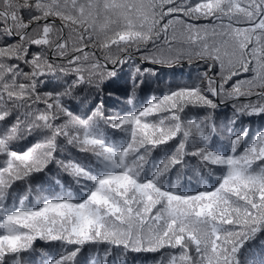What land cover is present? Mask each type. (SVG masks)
Returning <instances> with one entry per match:
<instances>
[{"label": "snow or ice", "instance_id": "6c2138e0", "mask_svg": "<svg viewBox=\"0 0 264 264\" xmlns=\"http://www.w3.org/2000/svg\"><path fill=\"white\" fill-rule=\"evenodd\" d=\"M177 26L186 48L174 47ZM141 50L150 64L204 67L138 99L152 69L136 66L126 106L108 112L105 93L119 99L108 65ZM241 72L252 75L226 87ZM51 165L79 192L53 183ZM189 169L202 190H184ZM141 253L264 264V0H0V264Z\"/></svg>", "mask_w": 264, "mask_h": 264}, {"label": "trees", "instance_id": "16d2710c", "mask_svg": "<svg viewBox=\"0 0 264 264\" xmlns=\"http://www.w3.org/2000/svg\"><path fill=\"white\" fill-rule=\"evenodd\" d=\"M188 20L189 23L197 24L199 26L204 25H210L212 23L211 20H205V19H199V20H190L188 18H185ZM173 33L170 31L169 36L171 37ZM175 35V44L174 47H187V34L180 28V26L176 27V31L174 33ZM209 42H212L213 39L218 38H212L208 37ZM163 45V35L161 36V39L156 41V46ZM153 45L150 43L148 45V49L152 50ZM33 51H36L37 49L35 46H33ZM89 51H95L96 55L99 56L101 53L96 49H87ZM115 54V52L113 53ZM144 54L143 50L141 52H135L131 59L127 61V63L123 65H116L113 66L111 64L108 65V68L111 70L113 67H115V70L117 71V78H114V81L119 86V92L117 93V96L119 99L117 100L116 96L108 97L107 93H105V101H106V110L108 112H113L115 110H119L122 107H125V97L123 96V93L127 88H130L131 81L133 78V73L135 71L136 66H141L142 68H150L152 69V72L145 73L142 77H139V79L143 80L142 90H138V99L140 98H150L153 95L160 96L163 95L165 91L171 86L175 87L176 85H183L186 83H191L193 79L195 78L197 72L204 67L202 62H198L196 65H188L186 62L177 64L173 67L168 66H162L158 64H150L146 61H141L140 57ZM216 71H219V68L217 67ZM215 75V72L212 73ZM251 73H244L241 72L237 76L233 77V80L229 82L226 87H231L233 83L236 81H243L247 80L251 77ZM109 89H111L113 85V81L108 82ZM47 89H42V91H46ZM244 98L242 97L241 100ZM74 106V105H73ZM75 107V106H74ZM79 109H76V114H79ZM222 116L224 115H231V103H228L227 106H221L219 109ZM255 119V118H254ZM247 123V121H245ZM253 128L259 126V122L257 121L254 123ZM33 138H29L26 141L19 142V147H26L31 146L32 143H34ZM163 151V149H161ZM70 152L72 155L69 154V152H65L61 154V158L68 157V158H75V150H71ZM190 163L195 164V161L192 160ZM51 172L49 175L53 179V183L56 179H59L62 184L64 185L65 189L71 188L73 193L79 192V187L72 182L71 177L67 175V173L61 172L55 165H51ZM191 177V179H189ZM184 185V190L187 192H195L196 190H202L203 185L198 181V178L195 176L194 172L189 169L187 172V175L185 176L184 180L182 181ZM34 192L33 196L30 198L31 203H35V191H38V186H33ZM18 203V202H17ZM37 248H45L47 250V245L44 244L42 241L36 242ZM154 259H159V254L157 253H141V254H131L129 257V264H153Z\"/></svg>", "mask_w": 264, "mask_h": 264}]
</instances>
